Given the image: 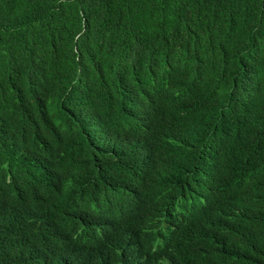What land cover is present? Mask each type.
Masks as SVG:
<instances>
[{
    "label": "trees",
    "instance_id": "16d2710c",
    "mask_svg": "<svg viewBox=\"0 0 264 264\" xmlns=\"http://www.w3.org/2000/svg\"><path fill=\"white\" fill-rule=\"evenodd\" d=\"M0 264H264V0H0Z\"/></svg>",
    "mask_w": 264,
    "mask_h": 264
},
{
    "label": "clouds",
    "instance_id": "9594fccd",
    "mask_svg": "<svg viewBox=\"0 0 264 264\" xmlns=\"http://www.w3.org/2000/svg\"><path fill=\"white\" fill-rule=\"evenodd\" d=\"M108 176V175H107ZM108 179L110 180L111 179V176H108ZM104 199L109 203H112L113 206H117L119 205L124 213V216L126 218L128 212H130V210L132 209L131 208H126L124 204H121L119 202H116L114 200V194H105L104 196ZM101 203V201H98L97 204ZM102 204V203H101ZM133 222V221H132ZM156 228H160V226H158L156 224V222H153L152 223ZM108 225L110 227V231L108 232V236L112 233H114V229L117 227L116 225H114L112 222L108 221ZM89 227V230H90V236L91 238L94 240L95 242V246H97L101 240V235L99 233L96 232V229H95V226L94 225H88ZM136 246V245H135ZM137 247V246H136ZM96 248V247H95ZM139 249V248H138ZM82 250L83 251H86V250H89V249H86L85 247L82 246ZM94 250V249H93ZM141 250V249H140Z\"/></svg>",
    "mask_w": 264,
    "mask_h": 264
}]
</instances>
